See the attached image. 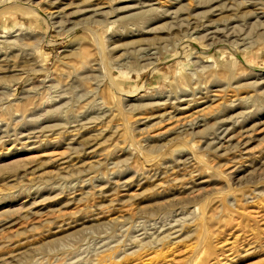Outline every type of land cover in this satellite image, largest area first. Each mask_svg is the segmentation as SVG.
Listing matches in <instances>:
<instances>
[{
	"label": "rangeland",
	"instance_id": "1",
	"mask_svg": "<svg viewBox=\"0 0 264 264\" xmlns=\"http://www.w3.org/2000/svg\"><path fill=\"white\" fill-rule=\"evenodd\" d=\"M0 264H264V0H0Z\"/></svg>",
	"mask_w": 264,
	"mask_h": 264
}]
</instances>
